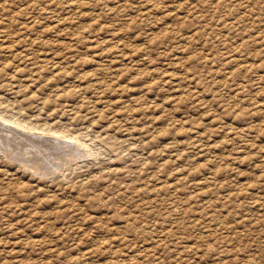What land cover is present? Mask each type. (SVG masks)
<instances>
[{
    "label": "rangeland",
    "instance_id": "1",
    "mask_svg": "<svg viewBox=\"0 0 264 264\" xmlns=\"http://www.w3.org/2000/svg\"><path fill=\"white\" fill-rule=\"evenodd\" d=\"M25 126L80 153L0 151V264H264V0H0Z\"/></svg>",
    "mask_w": 264,
    "mask_h": 264
},
{
    "label": "bare ground",
    "instance_id": "2",
    "mask_svg": "<svg viewBox=\"0 0 264 264\" xmlns=\"http://www.w3.org/2000/svg\"><path fill=\"white\" fill-rule=\"evenodd\" d=\"M1 10H3V9H1ZM24 29L26 31L27 28H24ZM1 39H2V35H1ZM6 39H7V37H6ZM29 46H30V44H29ZM23 53H24V51H23ZM22 57H20V58L22 59ZM27 61H30V60H27ZM10 122H12V121H10ZM14 122H13V125H16V124H14ZM8 123H9V121H8ZM17 125L20 126V124H17ZM17 125H16V127H17ZM35 126L32 125V127H35ZM36 128H38V126ZM34 129L35 128H33V130ZM22 130L25 132L23 133L20 130H15V129L9 130V138L10 139L8 141L5 140L4 137L2 140L0 139V151L2 152V154L7 158L12 157V155H15L16 158H15V156H13L12 158H15V160L19 163L20 166L19 165L18 166L21 167V170L23 168L26 171H30L31 173H34L36 175L38 174V176H39V174H42V176H43V175H46V174L52 173V172L54 174V171H57L61 167H65L69 163L73 162L77 158V155H79V153H80V152L76 151V148H75L76 146L67 144L66 141L65 142L62 141V139H66L65 135L63 137H61V139H56L53 137L54 135L49 136L50 130H48V132H49L48 134H44L45 130H43V128H42V130L44 133L40 132V133H42V135L33 134V132H32L33 130L31 129L32 130L31 131L30 129H26V126H25V128L23 127ZM35 130L37 131V129H35ZM40 130H41V128H40ZM26 131L32 132V134L31 133L27 134ZM46 133H47V131H46ZM8 142H9V144H8ZM74 142L79 143V142H77V139L76 140L74 139ZM39 144H41V146H38ZM4 146H8V147H5L6 148L5 149ZM55 149L65 150V152H63L62 154H55L57 152V151L55 152ZM83 153L88 154V152L85 150L83 151Z\"/></svg>",
    "mask_w": 264,
    "mask_h": 264
}]
</instances>
